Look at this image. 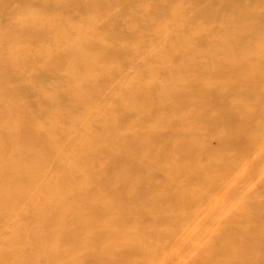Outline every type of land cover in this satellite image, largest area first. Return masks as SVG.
<instances>
[{
	"label": "bare ground",
	"instance_id": "bare-ground-1",
	"mask_svg": "<svg viewBox=\"0 0 264 264\" xmlns=\"http://www.w3.org/2000/svg\"><path fill=\"white\" fill-rule=\"evenodd\" d=\"M200 1L0 0V264H264V0Z\"/></svg>",
	"mask_w": 264,
	"mask_h": 264
},
{
	"label": "rangeland",
	"instance_id": "rangeland-1",
	"mask_svg": "<svg viewBox=\"0 0 264 264\" xmlns=\"http://www.w3.org/2000/svg\"><path fill=\"white\" fill-rule=\"evenodd\" d=\"M209 1L208 0H201L199 3H198V6H199V9H201V10H205L207 7H208V5H209V3H208ZM199 36H196L195 37V42L196 41H198L200 44H201V42L199 41ZM37 64V63H36ZM138 66H141V62H139V64H137ZM141 68V67H140ZM139 67H137V69L139 70L140 69ZM136 69V70H137ZM210 144L212 145V146H215L216 145V141H214V140H211L210 141ZM92 168L93 169H97L98 167L95 165H93L92 166ZM241 174H242V172H240V175L239 176H241ZM242 178H244V175H242L241 176V179H239V177H238V179L237 180H235L234 179V181L236 182V183H241L242 182V187L245 189V188H247L246 189V191L245 192H243V193H241L240 194V196L237 198V199H235L231 204H230V206H229V208L227 209V210H225V211H221V212H219L217 215H216V217H215V225L216 224H220L221 222H223L225 219H226V216L228 215V213L229 212H231V211H233L234 209H236L237 207H239L240 206V201L242 200V198L244 197V195L246 196L247 194H249L251 191H253L254 189H256V186L258 185V182H259V180H260V178H261V175H259V176H256L254 179H252V180H250L249 182H244V180L242 179ZM213 201H216V202H218V203H221L222 202V198H217V197H214L213 199H212ZM242 202V201H241ZM214 225V224H213ZM211 226V228L209 229V233H212V231L214 230V226ZM208 236H209V234H207L206 235V237H204L202 240L200 239V242H198L197 243V245H196V247L194 248V250H192L189 254H190V258H191V260L192 259H194L195 258V255H196V253H197V250H198V248H200V247H202V246H204V245H206V243H207V239H208Z\"/></svg>",
	"mask_w": 264,
	"mask_h": 264
}]
</instances>
